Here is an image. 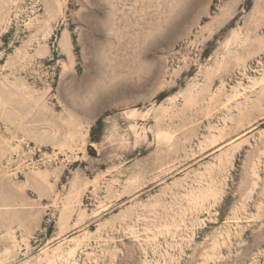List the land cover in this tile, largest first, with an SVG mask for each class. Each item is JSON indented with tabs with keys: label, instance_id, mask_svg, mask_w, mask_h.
I'll list each match as a JSON object with an SVG mask.
<instances>
[{
	"label": "rangeland",
	"instance_id": "1",
	"mask_svg": "<svg viewBox=\"0 0 264 264\" xmlns=\"http://www.w3.org/2000/svg\"><path fill=\"white\" fill-rule=\"evenodd\" d=\"M0 264H264V0H0Z\"/></svg>",
	"mask_w": 264,
	"mask_h": 264
}]
</instances>
